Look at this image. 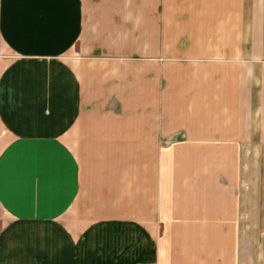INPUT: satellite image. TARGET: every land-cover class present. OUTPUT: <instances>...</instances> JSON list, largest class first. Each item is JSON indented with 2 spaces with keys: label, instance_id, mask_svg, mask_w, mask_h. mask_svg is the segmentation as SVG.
I'll return each mask as SVG.
<instances>
[{
  "label": "crops",
  "instance_id": "obj_1",
  "mask_svg": "<svg viewBox=\"0 0 264 264\" xmlns=\"http://www.w3.org/2000/svg\"><path fill=\"white\" fill-rule=\"evenodd\" d=\"M248 161L264 0H0V264H258Z\"/></svg>",
  "mask_w": 264,
  "mask_h": 264
},
{
  "label": "rangeland",
  "instance_id": "obj_2",
  "mask_svg": "<svg viewBox=\"0 0 264 264\" xmlns=\"http://www.w3.org/2000/svg\"><path fill=\"white\" fill-rule=\"evenodd\" d=\"M242 180V184L245 183L246 191L238 194L248 204L246 224L247 244L252 250L256 249V253L257 251L259 252L260 256L257 258H263L258 260V264H261L262 262L264 263V207L261 211L255 210L253 204L261 201L264 205V161H248L246 173L242 177Z\"/></svg>",
  "mask_w": 264,
  "mask_h": 264
}]
</instances>
